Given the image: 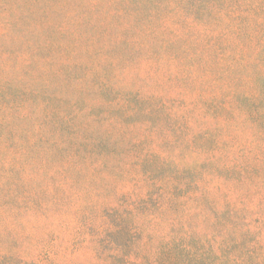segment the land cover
Returning a JSON list of instances; mask_svg holds the SVG:
<instances>
[{"label": "rangeland", "instance_id": "rangeland-1", "mask_svg": "<svg viewBox=\"0 0 264 264\" xmlns=\"http://www.w3.org/2000/svg\"><path fill=\"white\" fill-rule=\"evenodd\" d=\"M152 3L0 0V264H121L113 256L157 249L145 245L144 213L139 246L118 248L109 234L133 197L132 182L114 185L113 150L161 134L144 128L137 98H180L175 60L167 92V60L147 50L146 11L195 25L190 0Z\"/></svg>", "mask_w": 264, "mask_h": 264}, {"label": "trees", "instance_id": "trees-1", "mask_svg": "<svg viewBox=\"0 0 264 264\" xmlns=\"http://www.w3.org/2000/svg\"><path fill=\"white\" fill-rule=\"evenodd\" d=\"M183 1L186 6L189 0ZM190 2L194 8L187 15H194V26L182 16L172 28L146 11L147 50L167 60V92L175 60L180 98L176 105L157 104L151 94L137 98L136 106L146 104L144 128L161 134L127 140L113 150L114 185L132 182L133 197L109 232L111 242L139 246L137 217L144 213L150 226L145 245L157 248L113 260L264 264V0Z\"/></svg>", "mask_w": 264, "mask_h": 264}]
</instances>
